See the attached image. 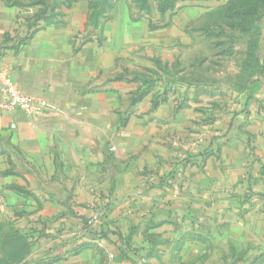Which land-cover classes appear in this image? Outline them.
<instances>
[{"label":"crops","instance_id":"0c3cea01","mask_svg":"<svg viewBox=\"0 0 264 264\" xmlns=\"http://www.w3.org/2000/svg\"><path fill=\"white\" fill-rule=\"evenodd\" d=\"M14 17L0 0V72L37 97L39 111L0 113V197L10 212L29 217L26 229L54 234L49 261L171 264L195 258L197 229L205 242L208 230L250 242L264 261L263 89L217 151L202 156L222 119L189 107L151 108L148 96L130 105L125 79L119 91L105 79L96 86L95 56L85 68L70 55L72 45L16 46ZM104 51L110 61L111 50ZM187 154L197 156L183 168ZM95 207L109 213L106 238L86 247L77 237L62 241L72 234L60 230L77 229ZM169 243L184 247L179 257Z\"/></svg>","mask_w":264,"mask_h":264},{"label":"rangeland","instance_id":"374dc122","mask_svg":"<svg viewBox=\"0 0 264 264\" xmlns=\"http://www.w3.org/2000/svg\"><path fill=\"white\" fill-rule=\"evenodd\" d=\"M3 2L15 14L16 46L55 41L72 45L70 55L82 67L91 68L89 58L95 56L97 87H102L105 79L106 84L110 81L112 88L119 91V82L122 88L123 79L126 80L132 87L130 105H137L148 96L152 97L151 108L174 105L179 111L189 107L204 110L202 113L211 121L222 119L221 126L213 129L202 156L217 151L218 141L227 140L232 134L235 117L248 110L253 94L264 90V0ZM9 39L12 41L11 34ZM104 49L111 50L110 61ZM196 156L187 154L178 163L185 168ZM6 202L7 198L1 196L0 264H54L47 255L56 243L49 237L54 234L46 237L43 230L26 229L29 217L10 212ZM108 215V211L102 212L97 219L96 226L100 225L103 233L93 235L97 231L90 230L92 239L82 241L80 247L98 245L106 238ZM64 230L59 235L72 237L62 241L75 237L73 230L66 234ZM194 232L195 258L172 260L171 264H264L261 256H256L259 249L250 242L214 234L216 245L210 230L206 242L199 238V229ZM155 235L151 234L153 240L159 241ZM167 247L176 251L177 257L184 249L178 243ZM130 249L126 246V251ZM133 264L140 263L135 260Z\"/></svg>","mask_w":264,"mask_h":264},{"label":"built area","instance_id":"2783aa9c","mask_svg":"<svg viewBox=\"0 0 264 264\" xmlns=\"http://www.w3.org/2000/svg\"><path fill=\"white\" fill-rule=\"evenodd\" d=\"M14 111H22L27 116H32L39 111V99L33 94L23 91L19 84L6 71L0 72V113H11ZM103 209L95 207L92 211L90 219L81 220L75 237L80 241L86 242L89 238L90 230L99 231L100 225L96 226L97 219ZM101 229V228H100ZM100 238V237H98ZM95 238V239H98Z\"/></svg>","mask_w":264,"mask_h":264},{"label":"trees","instance_id":"16d2710c","mask_svg":"<svg viewBox=\"0 0 264 264\" xmlns=\"http://www.w3.org/2000/svg\"><path fill=\"white\" fill-rule=\"evenodd\" d=\"M189 160H190V159H189ZM188 162H189V161H188ZM103 212H106V211L103 210ZM91 216H92V212H91V213H86V212H85V213L83 214V216H81L80 218H81V220H84V219L88 220V219L91 218ZM99 233H103V232L97 231V232L94 233L93 235H98ZM122 250H124L123 245H122ZM125 250H126V247H125Z\"/></svg>","mask_w":264,"mask_h":264}]
</instances>
